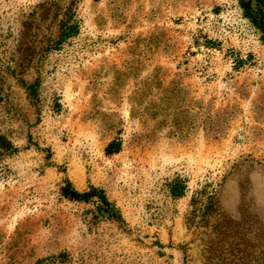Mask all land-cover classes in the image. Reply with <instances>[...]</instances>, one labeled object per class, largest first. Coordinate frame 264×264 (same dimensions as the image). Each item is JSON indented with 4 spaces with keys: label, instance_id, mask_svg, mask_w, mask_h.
Returning a JSON list of instances; mask_svg holds the SVG:
<instances>
[{
    "label": "rangeland",
    "instance_id": "1",
    "mask_svg": "<svg viewBox=\"0 0 264 264\" xmlns=\"http://www.w3.org/2000/svg\"><path fill=\"white\" fill-rule=\"evenodd\" d=\"M240 2L0 0V264L258 263L264 28Z\"/></svg>",
    "mask_w": 264,
    "mask_h": 264
},
{
    "label": "trees",
    "instance_id": "2",
    "mask_svg": "<svg viewBox=\"0 0 264 264\" xmlns=\"http://www.w3.org/2000/svg\"><path fill=\"white\" fill-rule=\"evenodd\" d=\"M241 7L245 11V15L250 18V20L264 28V0H241L240 2ZM0 149H3L7 152H12L16 150V147L11 139H9L6 135L0 134ZM107 154H113L119 151V146L116 141H112L106 148ZM173 190V195L176 197L183 196L185 193V187ZM62 194L66 197H68L71 200L75 201H89L91 198L97 196L100 197L102 200H106V196L103 192L99 191L98 189H91L89 191L80 192L76 190L70 183H67V185L63 186ZM246 223L248 222L245 221ZM250 227H252L253 223L249 221L248 223ZM233 226H239L238 228L241 230L244 227L241 226L240 222H236L232 219L225 220V227L226 231H230V228ZM257 226V232L256 236L258 240V244L260 247V255L258 257V263H254L251 261V259H248L247 256L251 253L248 251L249 246L244 243H236V252L238 254L233 253V260L224 262L223 264H264V220L262 218L259 219V221H256ZM251 234V233H250ZM239 235H246L244 233V230L240 231ZM242 240H247V238L240 237ZM250 242V241H248ZM258 244H255L257 246ZM248 246V247H247ZM244 247V248H241ZM238 248V249H237ZM212 261L208 260L207 264H219V262L211 263ZM221 264V263H220Z\"/></svg>",
    "mask_w": 264,
    "mask_h": 264
}]
</instances>
